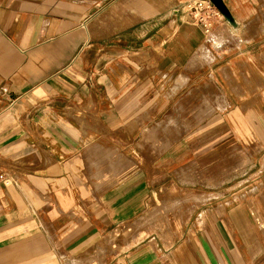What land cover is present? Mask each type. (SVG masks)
Returning <instances> with one entry per match:
<instances>
[{
	"label": "crops",
	"instance_id": "1",
	"mask_svg": "<svg viewBox=\"0 0 264 264\" xmlns=\"http://www.w3.org/2000/svg\"><path fill=\"white\" fill-rule=\"evenodd\" d=\"M195 1L0 0V264H264V181L238 205H194L170 245L124 230L178 158L137 143L201 69ZM224 2L264 34V0Z\"/></svg>",
	"mask_w": 264,
	"mask_h": 264
},
{
	"label": "rangeland",
	"instance_id": "2",
	"mask_svg": "<svg viewBox=\"0 0 264 264\" xmlns=\"http://www.w3.org/2000/svg\"><path fill=\"white\" fill-rule=\"evenodd\" d=\"M210 1L211 26L205 27L206 39L195 54L201 69L174 96L176 107L146 127L137 143L141 149L167 150L178 158L169 160L166 186L137 219L125 225L136 241L152 233L170 245L191 224V215L197 214L194 205L209 200L238 205L264 181V34L242 30ZM222 28L230 36L215 43L211 35ZM253 38L257 40L236 47ZM186 81L176 79L169 85L178 88ZM194 82L198 90L188 93ZM247 101L259 104L258 120L247 111Z\"/></svg>",
	"mask_w": 264,
	"mask_h": 264
},
{
	"label": "built area",
	"instance_id": "3",
	"mask_svg": "<svg viewBox=\"0 0 264 264\" xmlns=\"http://www.w3.org/2000/svg\"><path fill=\"white\" fill-rule=\"evenodd\" d=\"M194 10L197 12L200 21L203 25L209 29L211 26V21L209 20L210 15L214 13V7L211 6L210 0H197L193 6ZM0 176H3L0 174Z\"/></svg>",
	"mask_w": 264,
	"mask_h": 264
},
{
	"label": "water",
	"instance_id": "4",
	"mask_svg": "<svg viewBox=\"0 0 264 264\" xmlns=\"http://www.w3.org/2000/svg\"><path fill=\"white\" fill-rule=\"evenodd\" d=\"M218 7L219 9L227 16V18L234 23H237L235 17L231 13L230 9L228 6L225 4L224 0H212Z\"/></svg>",
	"mask_w": 264,
	"mask_h": 264
}]
</instances>
